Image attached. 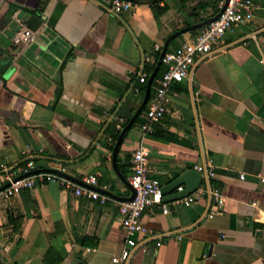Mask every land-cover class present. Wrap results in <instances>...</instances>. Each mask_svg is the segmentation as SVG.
Returning a JSON list of instances; mask_svg holds the SVG:
<instances>
[{"label":"crops","instance_id":"0c3cea01","mask_svg":"<svg viewBox=\"0 0 264 264\" xmlns=\"http://www.w3.org/2000/svg\"><path fill=\"white\" fill-rule=\"evenodd\" d=\"M134 2L116 14L108 0H0V191L4 167L22 176L33 159L39 171L96 175L109 197L103 204L54 182L0 196V264H111L126 245L120 203L133 194L131 156L141 144L163 185L211 162L215 175L203 171L200 188L226 201L220 207L206 192L191 206L168 202V213L148 209L125 264H264V0L172 84L164 118L144 138L164 63L145 103L147 86L166 40L219 8L217 0ZM32 15L42 21L36 40L16 44ZM130 123L115 164L113 135Z\"/></svg>","mask_w":264,"mask_h":264},{"label":"built area","instance_id":"2783aa9c","mask_svg":"<svg viewBox=\"0 0 264 264\" xmlns=\"http://www.w3.org/2000/svg\"><path fill=\"white\" fill-rule=\"evenodd\" d=\"M110 7L116 14H121L134 7V0H108ZM219 8V17L202 27L194 37L185 39L182 44L173 50L167 51L163 63L166 70L161 76L158 87L150 100L147 112L144 115V122L141 126L143 138L154 133V124L160 122L166 112L167 106L171 101L170 87L174 82H181L189 74L191 64L195 58L208 55L212 51V45L217 43L225 33L232 29L235 24L246 23L254 18L258 8L255 0H217ZM37 38L36 32L29 27H23L18 30L14 36V42L31 43ZM161 51L160 46L156 47ZM148 79L147 73H141L139 81L145 83ZM139 90L138 87L135 88ZM123 118L117 127L122 129ZM149 153L146 147L141 144L131 156L132 174L129 177V183L135 190L133 199L120 203V212L122 215V224L126 232V245L120 254L112 257L111 264H125L131 257L133 250L140 244L137 236L143 230L142 217L143 214L155 206H160L164 213H168V204L164 201L163 184L156 178L151 177L148 168ZM208 167V168H207ZM205 166H197L200 172L207 171L209 176H214V168L212 163ZM22 176H18L16 172L9 171L8 167H4V178L6 182L5 188L0 191V196L4 198H12L24 189L34 188L39 183L54 182L62 188L74 191L77 195H85L95 200H99L105 204L109 197L96 189L98 178L96 175L89 174L81 180H76L67 174L65 168L56 171L36 170V164L33 159H29L25 167L21 169ZM242 178H245L242 175ZM264 181V178L262 179ZM179 190H183L180 187ZM209 192L214 196L218 206H222L226 197L218 189L205 190L199 188L194 193L177 200V202L191 206L196 204L203 195ZM160 245V243H159Z\"/></svg>","mask_w":264,"mask_h":264},{"label":"water","instance_id":"95a60500","mask_svg":"<svg viewBox=\"0 0 264 264\" xmlns=\"http://www.w3.org/2000/svg\"><path fill=\"white\" fill-rule=\"evenodd\" d=\"M228 2H229V0H227L226 5L228 4ZM219 15L220 14H217L215 17H212V18H210L204 22H200V23L192 25L190 27L183 28L182 30L177 31L168 37V39L166 40V42L163 46V49L161 51V54H160V57L158 60L157 68L153 71V73L151 74V76L149 78L145 103L148 101V99L150 97L152 83L158 75V71L163 64V58H164L166 52L168 51L171 42L174 39L180 37L182 34L188 32L190 30L202 28V27L208 25L212 21L216 20L219 17ZM41 24H42V21L36 15L30 16L28 19L29 27L35 31L39 28V26ZM131 125L132 124L130 123L129 125H127L125 127V129L122 131V133L120 134V136H119V138L115 144V149H114V162H115V164H116V157H117L119 147H120V145L124 139L125 134L130 129ZM38 171L39 170H34L31 173H35ZM49 171H56V170H49ZM202 184H203L202 172H200L199 170H197L195 168L187 169V170L183 171L182 173H180L172 182L163 186L164 201L166 203H168V202H172V201H176V200H179L181 198H184L185 196H188V195L194 193L196 190H198L202 186ZM130 187L133 190V194L130 198H127L123 201H128V200H131L134 198L135 190L131 185H130ZM180 187H183V190H179ZM107 193H109V192H107Z\"/></svg>","mask_w":264,"mask_h":264},{"label":"trees","instance_id":"16d2710c","mask_svg":"<svg viewBox=\"0 0 264 264\" xmlns=\"http://www.w3.org/2000/svg\"><path fill=\"white\" fill-rule=\"evenodd\" d=\"M218 13H219V10L216 8V10H215V12H213V14H211L210 16H208V17H206V18L200 17L199 20H201V22L206 21V20H208V19H210V18H212V17H215ZM187 25L190 26V25H191V22H188ZM158 57H159V54H158ZM119 135H120V132L115 133V134L113 135V139H114V140H117L118 137H119ZM112 147H114V146H112ZM46 264H56V263H49V262H46Z\"/></svg>","mask_w":264,"mask_h":264}]
</instances>
